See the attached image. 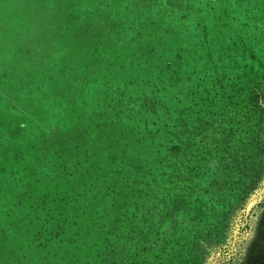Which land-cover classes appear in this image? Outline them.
Segmentation results:
<instances>
[{
	"label": "rangeland",
	"instance_id": "1",
	"mask_svg": "<svg viewBox=\"0 0 264 264\" xmlns=\"http://www.w3.org/2000/svg\"><path fill=\"white\" fill-rule=\"evenodd\" d=\"M72 1L0 0V264H264V0Z\"/></svg>",
	"mask_w": 264,
	"mask_h": 264
},
{
	"label": "crops",
	"instance_id": "2",
	"mask_svg": "<svg viewBox=\"0 0 264 264\" xmlns=\"http://www.w3.org/2000/svg\"><path fill=\"white\" fill-rule=\"evenodd\" d=\"M60 1H62V0H60ZM82 1L85 2V3H87L85 5V7L88 8L89 10H93V11H97V10L103 11L101 9L108 7L109 6L108 4L110 2H114V3L118 2V3H120V2L127 1V0H82ZM150 1H156L158 3V2H166V1H174V0H150ZM77 2H79V0H73L72 2H70L71 3V6L73 5V8H74L77 5ZM79 17H80V15L78 13L73 14L71 16L72 19H74V18L77 19ZM70 24H72V22ZM100 26L106 27L107 24H105V23L102 22V23H100ZM79 30L83 31L84 28L82 26H79Z\"/></svg>",
	"mask_w": 264,
	"mask_h": 264
},
{
	"label": "trees",
	"instance_id": "3",
	"mask_svg": "<svg viewBox=\"0 0 264 264\" xmlns=\"http://www.w3.org/2000/svg\"><path fill=\"white\" fill-rule=\"evenodd\" d=\"M230 1L231 0H221L220 2H221V10H222V13H223V15H224V17H222V22H223V24H224V26H226V25H228V19L230 18V20H232V15L230 14L231 12L230 11H233V10H237V7L235 8V5H231L230 4ZM229 5H228V4ZM222 13H221V15H222ZM222 15V16H223ZM157 109H158V106L156 107V110L155 111H153V116L155 115V118L156 119H158L157 118ZM146 115V114H145ZM144 122H147V120L146 121H144ZM131 133V132H130ZM131 135L133 136L134 134L133 133H131ZM135 136V135H134ZM126 151V150H125ZM125 151L122 149V150H120V151H118L119 153H118V155H119V158L122 160V164H123V162H128V161H126L125 160V158H127V156H128V153H125ZM126 164V163H125Z\"/></svg>",
	"mask_w": 264,
	"mask_h": 264
}]
</instances>
